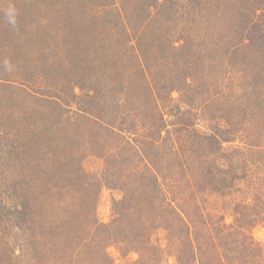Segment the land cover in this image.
<instances>
[{
	"label": "rangeland",
	"instance_id": "rangeland-1",
	"mask_svg": "<svg viewBox=\"0 0 264 264\" xmlns=\"http://www.w3.org/2000/svg\"><path fill=\"white\" fill-rule=\"evenodd\" d=\"M192 5L191 0H0V264H150V257L157 264H177L171 234L181 223L165 218L166 205L151 209L154 219L142 228L141 247L127 234L141 214L128 213L124 198L140 192L136 181L146 179L139 171L150 164L167 168L157 170L162 192L148 195L161 198L164 192L169 199L173 193L164 174L179 177L182 169L169 160L170 150L175 148L182 165L189 168L188 159L194 164L195 150L210 148L223 117L238 113V94L252 86L256 74L234 67L226 0H198L196 10ZM10 6L17 10L15 26L5 15ZM214 12L224 17L199 22V16ZM204 24L211 33L227 35L209 37ZM184 32L212 55L205 54L200 65L196 48L181 54L200 65L190 85L180 72ZM222 76L232 82L229 90L209 97ZM231 146L222 152L218 147L222 156L205 158V164L227 162L231 170L249 172L257 166L248 158L231 162L237 160ZM256 168L235 179L228 194L234 204L248 207L247 220L264 214ZM191 171L198 179L200 170ZM220 196L205 191L200 200L216 203ZM121 208L122 218H129L121 220L124 231L118 235L113 221ZM213 208L217 204L202 201L191 216L195 220ZM220 211L232 222L234 212ZM59 220L63 226L49 228ZM254 226V237L264 245V221Z\"/></svg>",
	"mask_w": 264,
	"mask_h": 264
},
{
	"label": "trees",
	"instance_id": "trees-1",
	"mask_svg": "<svg viewBox=\"0 0 264 264\" xmlns=\"http://www.w3.org/2000/svg\"><path fill=\"white\" fill-rule=\"evenodd\" d=\"M191 2L194 4L192 6L196 10L198 0H191ZM226 10L228 11V23L233 22L231 27H233L232 36L234 35L235 41L231 44V49L228 50L230 51L231 58L235 60L234 67L242 73H247L249 69L256 71L252 86L246 92L238 94V113L234 112L233 118H230L228 115L222 116L226 119V122L217 126L219 133L212 135V145L203 152H200L198 149L195 150L196 156L193 159L195 158L196 160H194V164L191 162L190 166L189 161L192 160L188 159L187 164L189 168L182 165L185 162L179 154H174L175 148L170 150L169 155H172V157L169 160L174 158L176 161H179V164L182 163V169L180 170L179 177L174 175L170 170L172 175L168 176V172L164 174L170 179L167 181L168 190H171L173 193H171L172 196L168 199L163 192L161 198L165 202L159 196L156 197L148 194L152 190L159 193L162 192V183L158 180L161 174L159 175L157 170L162 171L167 167L161 168L160 170L150 164L146 166L148 171H139V173L145 172L146 179L142 183H138L139 180L136 181V184L139 185L140 192L138 191L139 193H136L130 201H128L127 197L124 198L126 199L125 206L129 209L127 211L128 213L133 214L134 212H138L141 214L135 222L130 223L134 226L127 233L130 241L136 240V242H140L141 247L145 244L144 241L146 240L142 234V228H147L149 225H146V222L154 219V216L151 214V209L155 210L157 207L160 209L161 206L166 205L167 217L165 218L174 217L178 223H181L182 229L180 231L173 224L174 227L171 234V239L177 244V252L175 254L177 264H264V245L254 237L251 231L252 226L254 228L255 224L264 221V214L256 213L254 217L247 220L248 212L245 209H248V207L245 209L239 207L238 204H234L228 195L233 188V181L238 178L244 179L248 177V173H254L253 169L256 167V171L260 172L258 179L260 180L259 185H261L259 187L264 190V0H231V2L230 0H226L224 11ZM183 12L185 16L190 14V12L186 13L185 10ZM194 12H192L193 15ZM206 12L208 14L212 12L209 5ZM211 16L224 17L222 14L218 15L214 12L207 19H201L199 16V22H210V20H213ZM205 25L203 32L209 37L216 35L223 37L227 35L211 33L205 28ZM180 39L183 41L181 50L179 51L180 55L185 52L193 53V50L196 48V55L199 57L198 63L200 61V65H203L202 60L206 59L205 54L212 56L210 52L205 53L204 48L201 49V47H198V40L190 32H187V34L184 32L180 36ZM172 53L174 55L177 52ZM224 53L226 54V51ZM198 63L195 58L192 60H189V58L183 59V62L180 63V72L184 76L185 84L189 80L188 85H190V81L195 79L194 69H200ZM208 65L211 69L213 66H216L213 64V61ZM224 77L226 78L225 75ZM230 83L232 84L231 81ZM230 83H226L223 80V76L218 78L215 82L214 91L210 89L209 97L216 94L220 96V93L224 94L225 90H229ZM203 92H208V90H203ZM52 96L48 95V97ZM244 98H247L248 101H245ZM249 98L251 101H249ZM220 128L222 129L221 131ZM226 144L232 145L230 151L236 154L235 158L237 160L229 159L231 162H241L243 159L247 160L246 158H248L251 166H257L249 172L247 169L240 170L239 168L231 170L229 165H226L227 162L225 164H223L224 162L216 164V161H213L212 164L208 163L206 165L205 158L207 160H217L219 156H222L220 153ZM218 147H220L221 152ZM197 152L200 153L197 154ZM209 152L213 154L209 155ZM202 153L203 155L201 156ZM248 153L249 156L247 157ZM144 158L146 159V156ZM147 159L150 158L147 157ZM191 169H195V171L196 169L200 170L198 172V179L195 173L193 175ZM176 179L181 181H177ZM199 179L202 182H199ZM255 183L257 185V180ZM205 191L207 193L209 192V194L210 191L221 193V196L215 200L216 203L209 200H200V193H204ZM165 192L170 194L168 191ZM255 198L258 202L262 201V198L257 194ZM202 201L208 204L210 203L211 205L217 204V209L213 208V213L210 214L202 210L201 216L199 215L200 217H198L197 215L194 220V217L191 215H196L201 207ZM54 206L57 205L51 203V208L55 209L56 207ZM218 209L234 212L235 215L232 214V222H227V213L219 212ZM191 210H193L192 213H190ZM18 211L20 213L22 209H18ZM117 213L121 216L113 222L115 223L114 226H116L115 233L118 234L119 232L120 234L121 231H124L123 225L125 222L121 220L128 219L129 216L127 214L122 218V208L120 210L117 209ZM19 218L18 216L17 219ZM64 223V220H59L53 226L49 227L48 223L46 225L50 229L53 228L52 230H56L55 225L62 224L63 226ZM122 227L123 230H121ZM136 251L139 252L141 249L138 247ZM157 263L158 260L150 257V264Z\"/></svg>",
	"mask_w": 264,
	"mask_h": 264
},
{
	"label": "clouds",
	"instance_id": "clouds-1",
	"mask_svg": "<svg viewBox=\"0 0 264 264\" xmlns=\"http://www.w3.org/2000/svg\"><path fill=\"white\" fill-rule=\"evenodd\" d=\"M6 17L8 18L9 24L15 26L16 24V16H17V10L14 6H10L8 10L5 13ZM5 66L9 67L7 62H5Z\"/></svg>",
	"mask_w": 264,
	"mask_h": 264
}]
</instances>
